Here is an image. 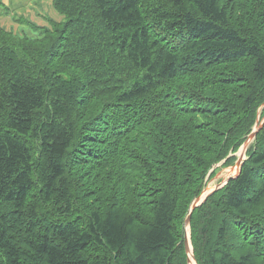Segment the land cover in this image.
Returning a JSON list of instances; mask_svg holds the SVG:
<instances>
[{
    "label": "trees",
    "instance_id": "trees-1",
    "mask_svg": "<svg viewBox=\"0 0 264 264\" xmlns=\"http://www.w3.org/2000/svg\"><path fill=\"white\" fill-rule=\"evenodd\" d=\"M51 5L0 27V264H187L264 118V0ZM245 155L197 264H264V124Z\"/></svg>",
    "mask_w": 264,
    "mask_h": 264
},
{
    "label": "rangeland",
    "instance_id": "rangeland-1",
    "mask_svg": "<svg viewBox=\"0 0 264 264\" xmlns=\"http://www.w3.org/2000/svg\"><path fill=\"white\" fill-rule=\"evenodd\" d=\"M3 2L8 7L9 12H10L8 14L1 12L0 14V27H3L5 29L13 28L15 32L21 33L25 31L26 33H28V35H33V32L31 29L26 28V25H18L15 22L16 19H14L13 21L12 17L18 18V17L23 16L27 19L33 18L35 19L36 24L39 23L42 25H46V22L51 24V22L62 21V16H60L51 6V0H3ZM48 19H50V21H48ZM261 111H262V107L258 110L259 115ZM239 150L231 154V157H234V160L231 164L223 166L221 165L223 161L217 163L216 165H218L219 170L212 177H209L210 175V171H209L206 177V183L204 185L206 189L213 188L214 186L218 185L222 181V179H224L228 175H233L234 165H235L236 157L239 155ZM245 158H246V155H245ZM94 197L95 199H97L96 198L97 194H95ZM84 204L95 207L93 201H87ZM189 233H190V226H189ZM192 251H193V247H192ZM190 263L187 262V264H190ZM194 264H195V261H194Z\"/></svg>",
    "mask_w": 264,
    "mask_h": 264
},
{
    "label": "water",
    "instance_id": "water-1",
    "mask_svg": "<svg viewBox=\"0 0 264 264\" xmlns=\"http://www.w3.org/2000/svg\"><path fill=\"white\" fill-rule=\"evenodd\" d=\"M263 124H264V118L259 124L254 125L252 131L248 134L246 140L241 145L240 150H239V155L237 156V159L235 161L233 175H228L227 177L222 179V181L218 185L214 186L213 188H209V189L204 188L202 193L199 196H197L193 200V202L191 203L190 208H189V212H188V214L185 218V221H184V226H185L184 247H185V251L188 255L187 256V262L188 263H190V257H192L195 261V264H196V260H195V257L193 255V251H192V244H190L191 241H190V233H189V223H190V216H191L192 210L195 207H197L198 205H200L207 198V196L209 194H211L216 189L222 187L229 179L234 178L235 176H237L239 174L242 163L245 159V153H246L247 147H248L249 143L255 138L257 131L259 130V128Z\"/></svg>",
    "mask_w": 264,
    "mask_h": 264
},
{
    "label": "bare ground",
    "instance_id": "bare-ground-1",
    "mask_svg": "<svg viewBox=\"0 0 264 264\" xmlns=\"http://www.w3.org/2000/svg\"><path fill=\"white\" fill-rule=\"evenodd\" d=\"M233 171H234V170H233ZM225 176H227V175H225ZM190 262H191L190 264H194V260H193L192 257L190 258Z\"/></svg>",
    "mask_w": 264,
    "mask_h": 264
},
{
    "label": "clouds",
    "instance_id": "clouds-1",
    "mask_svg": "<svg viewBox=\"0 0 264 264\" xmlns=\"http://www.w3.org/2000/svg\"><path fill=\"white\" fill-rule=\"evenodd\" d=\"M52 6V5H51ZM33 19V18H32ZM35 20V19H34ZM39 24V23H38ZM48 23L46 22V25H47ZM10 29H13V28H10Z\"/></svg>",
    "mask_w": 264,
    "mask_h": 264
}]
</instances>
